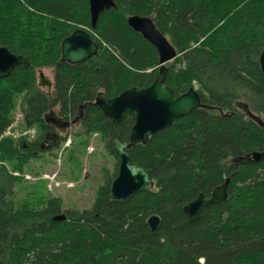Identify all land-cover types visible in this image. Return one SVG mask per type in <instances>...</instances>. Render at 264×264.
<instances>
[{"label": "trees", "instance_id": "16d2710c", "mask_svg": "<svg viewBox=\"0 0 264 264\" xmlns=\"http://www.w3.org/2000/svg\"><path fill=\"white\" fill-rule=\"evenodd\" d=\"M114 1L117 8L92 30L89 0H0V46L30 63L0 79V264H264V159L236 162L264 153V0ZM134 15L152 18L176 50L166 84L177 96L198 85L213 109H197L128 149L130 164L154 187L115 202V142H129L135 117L112 122L96 96L146 88L160 68L156 49L127 24ZM77 29L91 32L100 50L72 65L61 61V44ZM40 68L53 70L51 94L38 86ZM17 106L27 133L5 136ZM49 112L78 119L58 148L71 137L84 151L98 135L117 160L113 174L104 169L88 210H63L46 182L25 186L29 163L54 155L42 147ZM226 179L227 201L190 222L184 207L200 194L209 198ZM152 215L161 220L156 232L147 225Z\"/></svg>", "mask_w": 264, "mask_h": 264}, {"label": "water", "instance_id": "95a60500", "mask_svg": "<svg viewBox=\"0 0 264 264\" xmlns=\"http://www.w3.org/2000/svg\"><path fill=\"white\" fill-rule=\"evenodd\" d=\"M116 8L114 0H89L91 28H96L101 14ZM127 23L133 31L141 34L156 49L160 68L154 82L146 88H131L114 98L107 97L104 92H99L96 96L95 104L112 122L120 123L125 114L135 117L129 142L126 144L115 142V149L119 155V170L110 187L111 198L115 202H126L136 193L153 188V182L144 169L130 164L128 149L137 144H147L150 137L168 129L175 121L194 110L212 108L202 103L200 95L194 88L177 96L174 90L166 84L168 77L166 64L175 60L177 53L157 28L153 19L134 15L128 18ZM61 50V61L76 65L95 57L99 52V44L94 41L89 32L77 29L64 39ZM259 62L264 74V50L260 54ZM29 65V60L25 56L15 55L8 48L0 46V79L9 77L17 67L27 68ZM38 86L50 94L53 89V81L41 72ZM251 117L261 124L259 118L252 115ZM263 159L264 153H257L253 157L250 155L242 157L239 162L241 164L259 163ZM229 183L230 180L226 179L223 184L213 190L209 198L206 199L201 194L190 202L184 208L189 221H198L204 208L227 201ZM160 223L158 215H152L147 220V225L152 232L159 229Z\"/></svg>", "mask_w": 264, "mask_h": 264}, {"label": "rangeland", "instance_id": "374dc122", "mask_svg": "<svg viewBox=\"0 0 264 264\" xmlns=\"http://www.w3.org/2000/svg\"><path fill=\"white\" fill-rule=\"evenodd\" d=\"M37 72V77L42 72L50 79H54L53 70L50 68H40ZM194 87L198 89V85L195 84ZM21 100L22 97H19L18 105ZM238 106L240 110L242 109L241 111L246 112L245 103H238ZM15 120L5 136L20 137L27 133L19 106L15 111ZM30 135L34 137L35 134ZM76 140L67 138L54 155L46 154L43 159H33L24 175L27 188L34 183L46 182L48 190L51 189L50 194L62 200L63 210L90 209L98 187L103 184L104 169L113 174L117 167V160L107 153L100 136H92L89 146L84 151L78 148ZM72 148L79 149V152H76L77 160L74 164L68 161V153Z\"/></svg>", "mask_w": 264, "mask_h": 264}, {"label": "flooded vegetation", "instance_id": "af4514ba", "mask_svg": "<svg viewBox=\"0 0 264 264\" xmlns=\"http://www.w3.org/2000/svg\"><path fill=\"white\" fill-rule=\"evenodd\" d=\"M45 121L51 128L50 131L45 134V144L42 147L43 149L51 150L52 153H55L61 143L62 134L72 130V126L78 122V119L74 120L71 116L68 118L57 117L55 113L49 112L45 115ZM30 134H35V131H30Z\"/></svg>", "mask_w": 264, "mask_h": 264}, {"label": "bare ground", "instance_id": "6f19581e", "mask_svg": "<svg viewBox=\"0 0 264 264\" xmlns=\"http://www.w3.org/2000/svg\"><path fill=\"white\" fill-rule=\"evenodd\" d=\"M130 18V17H129ZM128 24V23H127ZM92 30H94V29H92ZM175 49V48H174ZM176 51V50H175ZM172 62V61H171ZM170 63V62H169ZM168 64V63H167ZM166 64V65H167ZM166 68H167V66H166ZM168 69V68H167ZM168 73H169V70H168ZM196 91H198V89L196 88V87H193ZM96 105V104H95ZM97 106V105H96ZM200 109H203V108H200ZM195 111V110H194ZM190 114V113H189ZM225 115V114H224ZM257 121V120H256ZM258 122V121H257ZM259 123V122H258ZM170 128V127H169ZM158 134V133H157ZM155 136V135H154ZM257 153H262V152H256V153H253V154H250V157H253V155L254 154H257ZM248 156V155H247ZM246 157V156H245ZM242 158V157H241ZM240 159V158H239ZM239 159L238 160H236V162L238 163V164H240V165H247V164H241L240 162H239ZM249 164H254V163H249ZM111 187V186H110ZM153 187H154V184H153ZM111 191V190H110ZM201 195V194H200ZM202 195H204V194H202ZM205 196V195H204ZM110 198H111V194H110ZM131 198V197H130ZM198 198V197H197ZM111 200H112V198H111ZM129 200V199H128ZM112 201H114V200H112ZM188 205V204H187ZM186 205V206H187ZM185 206V207H186ZM184 207V208H185ZM184 213H185V211H184ZM186 215V214H185ZM187 216V215H186Z\"/></svg>", "mask_w": 264, "mask_h": 264}]
</instances>
